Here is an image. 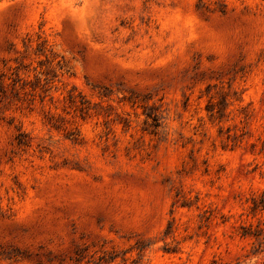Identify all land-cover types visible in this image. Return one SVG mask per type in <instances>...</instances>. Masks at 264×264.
Masks as SVG:
<instances>
[{
    "label": "rangeland",
    "instance_id": "374dc122",
    "mask_svg": "<svg viewBox=\"0 0 264 264\" xmlns=\"http://www.w3.org/2000/svg\"><path fill=\"white\" fill-rule=\"evenodd\" d=\"M0 264H264V0H0Z\"/></svg>",
    "mask_w": 264,
    "mask_h": 264
}]
</instances>
